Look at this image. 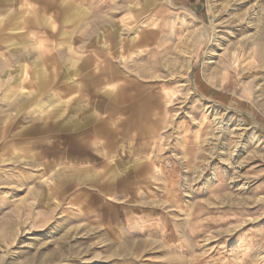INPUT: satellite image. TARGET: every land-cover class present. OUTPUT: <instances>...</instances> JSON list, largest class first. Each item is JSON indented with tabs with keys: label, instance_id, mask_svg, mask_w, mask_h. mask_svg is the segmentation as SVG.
<instances>
[{
	"label": "rangeland",
	"instance_id": "obj_1",
	"mask_svg": "<svg viewBox=\"0 0 264 264\" xmlns=\"http://www.w3.org/2000/svg\"><path fill=\"white\" fill-rule=\"evenodd\" d=\"M107 1L61 5L91 34ZM196 2L124 83L50 107L4 60L0 264H264V0Z\"/></svg>",
	"mask_w": 264,
	"mask_h": 264
},
{
	"label": "crops",
	"instance_id": "obj_2",
	"mask_svg": "<svg viewBox=\"0 0 264 264\" xmlns=\"http://www.w3.org/2000/svg\"><path fill=\"white\" fill-rule=\"evenodd\" d=\"M50 2L0 0V72L4 60L27 71L25 77L24 73L17 80L13 77L16 81L5 93L19 98L26 86L30 100H50L49 107L52 101L77 98L79 84L90 86L94 93L101 84L124 83V69L140 67L137 60L146 56L148 41L162 45L164 34L174 36L181 15L188 19L189 7L200 9L196 0H108L113 13L119 14L107 21L108 30L89 34L84 33L82 19H77L76 12L68 14L61 0L52 22L46 6ZM143 19L149 30L142 29Z\"/></svg>",
	"mask_w": 264,
	"mask_h": 264
},
{
	"label": "bare ground",
	"instance_id": "obj_3",
	"mask_svg": "<svg viewBox=\"0 0 264 264\" xmlns=\"http://www.w3.org/2000/svg\"><path fill=\"white\" fill-rule=\"evenodd\" d=\"M150 24H153V21L151 20Z\"/></svg>",
	"mask_w": 264,
	"mask_h": 264
}]
</instances>
